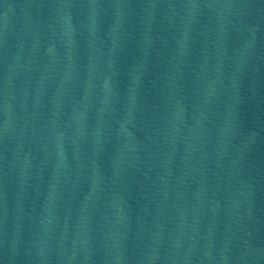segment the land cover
Returning <instances> with one entry per match:
<instances>
[{
	"label": "water",
	"instance_id": "water-1",
	"mask_svg": "<svg viewBox=\"0 0 264 264\" xmlns=\"http://www.w3.org/2000/svg\"><path fill=\"white\" fill-rule=\"evenodd\" d=\"M0 264H264V0H0Z\"/></svg>",
	"mask_w": 264,
	"mask_h": 264
}]
</instances>
